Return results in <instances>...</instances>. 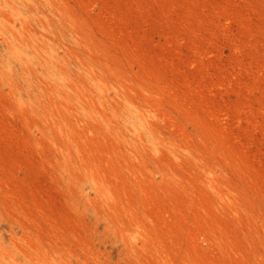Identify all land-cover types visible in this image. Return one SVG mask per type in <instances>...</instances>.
Returning <instances> with one entry per match:
<instances>
[{"label": "rangeland", "instance_id": "1", "mask_svg": "<svg viewBox=\"0 0 264 264\" xmlns=\"http://www.w3.org/2000/svg\"><path fill=\"white\" fill-rule=\"evenodd\" d=\"M0 264H264V0H0Z\"/></svg>", "mask_w": 264, "mask_h": 264}]
</instances>
